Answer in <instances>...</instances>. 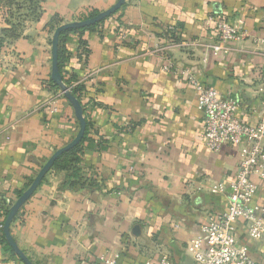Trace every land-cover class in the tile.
<instances>
[{
    "label": "crops",
    "instance_id": "crops-1",
    "mask_svg": "<svg viewBox=\"0 0 264 264\" xmlns=\"http://www.w3.org/2000/svg\"><path fill=\"white\" fill-rule=\"evenodd\" d=\"M117 1L40 0L41 14L0 52V220L79 130L73 106L51 84L53 20H81ZM210 15L264 40V0H126L95 28L67 36L65 75L84 86L89 124L83 179L52 168L20 209L11 233L34 264H97L116 253L121 264L165 255L193 264L187 243L228 208L243 156L231 144L206 145L198 91L181 69L239 98L244 121L264 115V41L233 42L216 55ZM169 58L177 70L165 69ZM219 183L226 191L211 192ZM254 201L264 206V189ZM236 229L263 262L264 239L250 238L243 221ZM0 264L26 263L0 238Z\"/></svg>",
    "mask_w": 264,
    "mask_h": 264
},
{
    "label": "built area",
    "instance_id": "built-area-1",
    "mask_svg": "<svg viewBox=\"0 0 264 264\" xmlns=\"http://www.w3.org/2000/svg\"><path fill=\"white\" fill-rule=\"evenodd\" d=\"M207 22L217 35L216 41L209 45L216 55L228 53L229 44L233 42L264 41L221 15H210ZM165 69L178 68L169 58ZM181 74L198 91V107L203 113L202 137L206 145L213 151H219L231 144L237 146L243 156L230 183L228 208L213 214L202 226L201 233L187 243L186 250L192 256L193 264H264V261L258 262L250 255L236 231L237 224L243 221L250 238L264 239V206L254 201L264 189V115L256 123L244 121L239 116L242 108L239 98L201 83L189 67L182 68ZM209 189L213 193H223L226 186L219 183ZM3 225L4 221L0 220V238ZM97 264H121L120 254L100 256ZM139 264L185 263L165 255L159 262L147 260Z\"/></svg>",
    "mask_w": 264,
    "mask_h": 264
},
{
    "label": "trees",
    "instance_id": "trees-1",
    "mask_svg": "<svg viewBox=\"0 0 264 264\" xmlns=\"http://www.w3.org/2000/svg\"><path fill=\"white\" fill-rule=\"evenodd\" d=\"M98 13L99 12L92 10L88 13L87 16H84L81 20L90 18ZM0 14H2L3 22L5 24V26H2L0 28V52H2V49L7 44H9L10 41L15 40L21 35V31L24 27L25 21L29 17L37 18L41 14L40 0H2V3L0 4ZM104 20L96 24L81 27V28L67 29L63 31L60 36L59 68L63 75L64 81L70 86L73 93L80 99L81 102H82V95L84 94L83 91L85 90L84 86L80 84L74 85L73 84L74 81L71 78H67L65 75L66 66L69 61V55H68L67 46H66L67 36L71 32L84 31L87 29L95 28L97 25L101 24ZM53 23H55V24H52L53 26L52 29L54 31L56 30L58 26L61 25L62 22L59 19H55L53 20ZM85 51L87 52L86 48H85ZM51 84L56 88L58 87L53 82V80H51ZM84 114H85V111H84ZM88 131H89V124L87 121V131H86V134L83 140L71 150L63 153L55 161L52 168H63L67 170L71 178H73V180L80 181L81 179H83L79 163L81 159V154L83 153V142L87 137ZM8 212L9 210L6 209L4 212V215L7 216ZM1 239L7 242V239L5 238L4 233L2 234ZM12 250L14 251L13 248Z\"/></svg>",
    "mask_w": 264,
    "mask_h": 264
},
{
    "label": "water",
    "instance_id": "water-1",
    "mask_svg": "<svg viewBox=\"0 0 264 264\" xmlns=\"http://www.w3.org/2000/svg\"><path fill=\"white\" fill-rule=\"evenodd\" d=\"M126 0H118L113 6L108 8L107 10L101 11L98 14L84 19V20H75L71 22H66L60 26H58L54 32L52 38V72L51 78L53 82L60 88L61 92L65 95V97L69 100L71 105L74 108L75 115L79 120L80 126L79 130L75 136V138L66 144L65 146L56 150L52 156L48 159V161L43 165L41 170L38 172L30 186L19 196L16 202L10 207L7 217L4 221L3 225V233L10 246L14 249V251L18 254V256L26 263V264H34L33 261L27 256V254L19 247L17 242L15 241L12 233L11 226L15 221L20 209L22 206L29 200V198L35 193V191L41 185L43 179L47 175V173L52 169L55 161L65 152L71 150L75 146H77L84 138L87 131V119L84 114V106L80 99L73 93L70 86L64 81L63 75L59 68V41L61 33L67 29L73 28H81L89 25L96 24L101 22L102 20L110 17L112 14L116 13L124 4Z\"/></svg>",
    "mask_w": 264,
    "mask_h": 264
}]
</instances>
